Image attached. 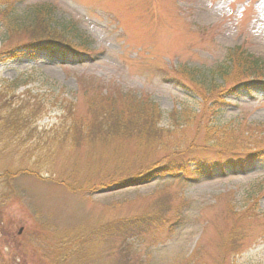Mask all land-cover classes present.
I'll return each mask as SVG.
<instances>
[{
  "label": "rangeland",
  "instance_id": "374dc122",
  "mask_svg": "<svg viewBox=\"0 0 264 264\" xmlns=\"http://www.w3.org/2000/svg\"><path fill=\"white\" fill-rule=\"evenodd\" d=\"M42 5L52 7L55 23L77 25L91 59L81 62L63 46L34 58L17 47L25 38L10 36L4 11L20 20ZM237 47L264 62V0H0V88L17 81L16 95H41L47 110L53 99L71 107L65 116L52 108L39 129L100 113L121 122L107 136L59 135L40 150L0 131V264H184L194 255L202 264H264V161L238 169L244 154L213 151L199 115L177 130L170 120L207 109L186 77L193 71L208 85ZM261 82L226 94L217 122L263 126ZM149 104L163 114L165 146L138 140L143 121H134ZM193 145L203 174L191 182L156 174ZM159 210L168 223L149 235L124 239L114 230L144 225ZM177 219L184 221L168 234Z\"/></svg>",
  "mask_w": 264,
  "mask_h": 264
},
{
  "label": "trees",
  "instance_id": "16d2710c",
  "mask_svg": "<svg viewBox=\"0 0 264 264\" xmlns=\"http://www.w3.org/2000/svg\"><path fill=\"white\" fill-rule=\"evenodd\" d=\"M4 17L5 23L3 25L7 27L10 36H22V38H25L17 47H20L21 50H26L23 52L30 53L33 58L37 54L46 52L50 56L53 50L59 49L62 46L66 47L68 51L77 57L86 59H91L90 57H92L91 51L85 44L87 39L79 33L77 25L72 23H55L54 12L49 5L33 8L30 14L24 19L20 18L19 20L11 9L4 11ZM210 77L211 80L208 85L202 80L197 83L196 80L200 76L193 71H191L190 76L186 77V82L183 81L185 86L190 89L195 88L200 93L204 100L203 105L207 106V109L200 107L199 112L194 113L195 115L193 116L187 110L173 112L170 117V120L173 122L171 127L173 130H177L180 126H190L199 115L198 122L206 121V136L204 140L207 144L211 145L213 151L221 155L220 157L225 154H244L238 163H233L234 167L242 170L248 169L249 167L253 168L256 162L264 161V125L241 126L240 123L238 126L231 124L224 126L217 122V118L222 113L223 106L226 107L228 105L224 102L226 94H231L240 89L248 90L250 83H262L261 81L264 80V62L248 54L241 47H237L227 51L226 60L212 69ZM219 81L223 82L220 86L218 85ZM230 82H233L234 85L231 88L225 89L226 84ZM188 83L193 87L188 85ZM17 87L16 81L13 84L0 88V131L3 133L4 139L11 141L15 145L19 144L17 143L19 140L21 141L20 144L24 145H26L27 141H33V146L35 145L34 147L40 150L41 146L48 145L52 139L59 135L67 138L80 132V135H84L83 137L90 135L96 136L98 134L107 136L113 133L111 131L120 130L121 122L115 120L116 122L113 123L112 121V124L107 123L113 117L105 113H100L94 120H83L81 118L75 121L72 120L70 126L67 128H60L61 126L58 127L55 125L53 129L40 130L37 123L52 108L60 106L65 116V114L71 113V107H63L62 102L53 99L51 108L47 110V104L49 105L50 103H47L41 95L31 96L28 92L16 95L15 90ZM149 105L142 112L138 113L134 121L137 125L143 121L139 125L138 134L140 138L138 140L140 142H146L151 147L158 145L165 146L164 139L169 134V131L158 128L163 119V114L156 105ZM205 115L209 117L205 118ZM177 121H181L182 123L177 124ZM33 125H35L34 128H32ZM51 134L52 136H50ZM194 151V145L190 152H181L183 154L180 155L179 150L176 154L172 155L176 159L172 160L168 157L169 162L167 166L156 174H160L159 176L161 178L169 174H174L175 178L178 179L184 176L188 177L187 179H191L194 178L190 177L191 175L203 174L204 170L197 164L198 162L201 165V161L195 159L193 156ZM182 209L179 208V215L182 213ZM156 214H152L150 218H147L144 225L142 223L134 222L133 224L131 222V225H120L114 230L116 233L122 234L124 239L130 235L141 238L149 227L155 226L156 229L168 223L166 221V215L161 210L157 211ZM163 217L165 218L164 220ZM162 221L163 224L158 225ZM183 221V219H177L171 222L172 224L164 230L168 234H174L175 228L180 226ZM146 234L149 235L148 232ZM236 240L237 237L233 241ZM184 264L202 263L198 261V256L194 255Z\"/></svg>",
  "mask_w": 264,
  "mask_h": 264
}]
</instances>
